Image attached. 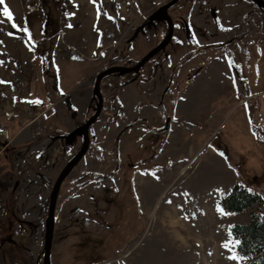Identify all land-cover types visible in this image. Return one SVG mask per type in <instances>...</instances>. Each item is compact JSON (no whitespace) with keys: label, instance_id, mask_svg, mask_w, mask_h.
Returning <instances> with one entry per match:
<instances>
[{"label":"rangeland","instance_id":"rangeland-1","mask_svg":"<svg viewBox=\"0 0 264 264\" xmlns=\"http://www.w3.org/2000/svg\"><path fill=\"white\" fill-rule=\"evenodd\" d=\"M166 1L4 0L12 20L0 4V264H43L49 193L83 142L65 136L93 113L101 69L133 65L167 35L161 16L135 33ZM168 11L166 47L100 82L88 150L58 193L51 264L252 259L231 227L264 202H219L237 182L264 197V10L178 0Z\"/></svg>","mask_w":264,"mask_h":264},{"label":"water","instance_id":"water-1","mask_svg":"<svg viewBox=\"0 0 264 264\" xmlns=\"http://www.w3.org/2000/svg\"><path fill=\"white\" fill-rule=\"evenodd\" d=\"M178 0H168L164 2L162 5L157 7L154 11H152L136 28L135 33L142 28L146 23L151 22L155 17L161 16L168 21L169 29L168 33L165 37H163L157 44L151 47L136 63L133 65H121V64H113L109 65L103 69H101L95 76V80L93 83V92L97 96V104L94 106L93 113L82 123L81 125L76 126L72 131L69 132L65 139H71L75 134L82 135L83 142L78 151L71 156L65 165L62 167L60 172L58 173L52 188L49 193V204H48V213L45 219V231H44V243H43V264H51V248L54 237V226H55V207L57 202L58 193L61 187V184L72 168L79 162L85 152L89 147V127L90 125L96 121L98 118L102 108H103V96L100 90V82L104 76L111 72H121L127 73L131 71H138L141 66L146 63L153 55H155L158 51L164 49L169 41L172 39L173 35V20L169 14L168 8L176 3ZM255 2L261 9L264 10V0H252ZM170 116L166 117L165 122L163 123V128L167 129L170 126Z\"/></svg>","mask_w":264,"mask_h":264},{"label":"trees","instance_id":"trees-1","mask_svg":"<svg viewBox=\"0 0 264 264\" xmlns=\"http://www.w3.org/2000/svg\"><path fill=\"white\" fill-rule=\"evenodd\" d=\"M257 68L258 70H256V72L260 74L261 71L259 69L263 67L259 65ZM262 138H264V136H262ZM238 158H240V155ZM131 191V197L136 199L133 189H131ZM259 202H264V197L260 192L250 190L241 182H237L232 186L231 190L220 199L219 203L225 210L240 211ZM231 234L235 241H240L239 244L235 245L236 253L241 256L252 257V259L245 264H264V207L251 212L249 220L234 223L231 227Z\"/></svg>","mask_w":264,"mask_h":264},{"label":"snow or ice","instance_id":"snow-or-ice-1","mask_svg":"<svg viewBox=\"0 0 264 264\" xmlns=\"http://www.w3.org/2000/svg\"><path fill=\"white\" fill-rule=\"evenodd\" d=\"M0 4H4V0H0ZM3 15L5 16V17H7L9 20H12L13 19V14H12V12L9 10V8H8V6L6 5V4H4V7H3ZM14 27H18V25H13ZM24 31H27V29H24ZM9 35H12V33H9ZM221 211H223L222 209H221ZM234 244H239L240 243V241L239 240H236V241H234L233 242ZM225 246H227V245H225ZM234 259L236 258V257H233Z\"/></svg>","mask_w":264,"mask_h":264},{"label":"flooded vegetation","instance_id":"flooded-vegetation-1","mask_svg":"<svg viewBox=\"0 0 264 264\" xmlns=\"http://www.w3.org/2000/svg\"><path fill=\"white\" fill-rule=\"evenodd\" d=\"M199 69H200V67L195 68L191 73H189L188 77H189L190 79H191L192 77H194V76L200 71ZM195 71H196V72H195ZM194 72H195V73H194ZM172 81H173V80H172L171 78L168 80L167 86L165 87V89H164L163 92H165V90L171 86ZM166 117H167V116L164 117V121L162 122V125H161V127H160V128H162L163 130H164V128H163L162 126H163V123H164L165 120H166ZM167 129H168V128H167ZM165 130H166V129H165Z\"/></svg>","mask_w":264,"mask_h":264}]
</instances>
